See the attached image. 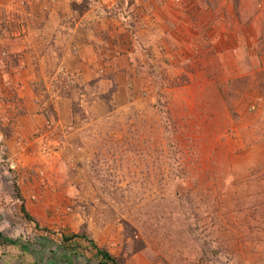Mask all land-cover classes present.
<instances>
[{"label":"rangeland","instance_id":"obj_1","mask_svg":"<svg viewBox=\"0 0 264 264\" xmlns=\"http://www.w3.org/2000/svg\"><path fill=\"white\" fill-rule=\"evenodd\" d=\"M16 2L19 37L127 30L123 56L0 81V264H111L78 233L123 264H264V0Z\"/></svg>","mask_w":264,"mask_h":264},{"label":"crops","instance_id":"obj_2","mask_svg":"<svg viewBox=\"0 0 264 264\" xmlns=\"http://www.w3.org/2000/svg\"><path fill=\"white\" fill-rule=\"evenodd\" d=\"M16 1L17 0H0V10H3V7L7 9L14 8V6H16L18 3ZM39 1H41L42 4H45L47 0ZM52 8V12H46V23L51 17H54L55 10L54 7ZM3 13L4 12L2 11L1 16ZM30 13L33 14L34 12L30 10ZM57 13L59 15V12ZM94 16H98L94 10H88L78 18L74 26L69 24L67 27L69 31L67 32H63L62 27L64 26L61 28V25L56 28L54 26L50 28V26L46 24L42 27V30L39 31L40 35H37V37L33 36L30 25H28V33L20 37L17 36L19 35L18 33L13 31L14 29L5 28V26L3 27L1 25L0 72L2 75V80L0 81L5 80V82L11 86V88H17L19 83L23 82L24 87H28L29 89L30 83L36 79H39L40 74L41 76L43 75L40 71V67L42 65H48L50 63V58L54 60V53H57L58 56L64 55V53L67 51L66 49H70L71 46L79 47L80 52L77 57L82 63H93L95 61L100 62L108 57L118 58L117 55H125L122 54V51L125 50L123 42H121L119 39L117 40L116 37L119 36L120 32L127 30V23H125L123 19H115L117 25L114 26L113 30H111L110 26H108V23L111 21H107L108 18L106 16H98V19H92ZM257 16H264V10L260 11ZM91 25L94 28H91ZM79 26L85 29L86 37L83 36L82 38H75V30H77ZM148 32L153 34L155 31ZM62 33H66L67 35L65 50L64 47H62L64 43L60 36ZM107 34H111L109 36H112L110 39L112 40L113 46L109 49V52L104 53L101 52V50L106 49L104 44L107 41ZM54 39L56 43H54ZM3 51L6 52V56H2ZM25 92H23V94L21 93V95L24 96ZM28 94H30V92L27 93V95ZM27 95L24 98L26 102L28 101ZM24 105L28 107V104ZM28 112V117L30 120H32V122L35 120L39 121L43 117L38 113L37 109L33 105L30 106Z\"/></svg>","mask_w":264,"mask_h":264},{"label":"trees","instance_id":"obj_3","mask_svg":"<svg viewBox=\"0 0 264 264\" xmlns=\"http://www.w3.org/2000/svg\"><path fill=\"white\" fill-rule=\"evenodd\" d=\"M22 210L28 216L29 218L31 217L30 214L27 211L26 206L23 204L22 205ZM72 237H83L92 244V246L96 249V252L98 255L102 256V258L111 264H123L116 256H114L111 252H109L107 249L99 247L94 240L90 239L86 234H73ZM14 242V241H12Z\"/></svg>","mask_w":264,"mask_h":264},{"label":"built area","instance_id":"obj_4","mask_svg":"<svg viewBox=\"0 0 264 264\" xmlns=\"http://www.w3.org/2000/svg\"><path fill=\"white\" fill-rule=\"evenodd\" d=\"M1 22H2V20H1V13H0V23H1ZM2 54H3V55H6V52L3 51Z\"/></svg>","mask_w":264,"mask_h":264}]
</instances>
